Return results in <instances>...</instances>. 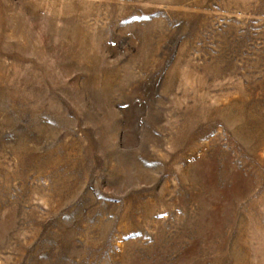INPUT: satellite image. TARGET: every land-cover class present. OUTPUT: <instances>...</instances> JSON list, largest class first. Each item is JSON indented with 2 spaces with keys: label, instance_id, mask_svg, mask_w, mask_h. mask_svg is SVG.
I'll use <instances>...</instances> for the list:
<instances>
[{
  "label": "rangeland",
  "instance_id": "rangeland-1",
  "mask_svg": "<svg viewBox=\"0 0 264 264\" xmlns=\"http://www.w3.org/2000/svg\"><path fill=\"white\" fill-rule=\"evenodd\" d=\"M0 264H264V0H0Z\"/></svg>",
  "mask_w": 264,
  "mask_h": 264
}]
</instances>
